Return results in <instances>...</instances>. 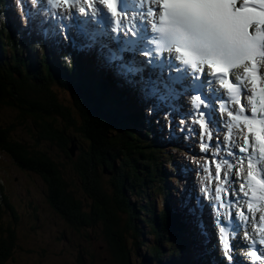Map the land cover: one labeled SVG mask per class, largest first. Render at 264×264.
I'll use <instances>...</instances> for the list:
<instances>
[{
    "label": "trees",
    "instance_id": "obj_1",
    "mask_svg": "<svg viewBox=\"0 0 264 264\" xmlns=\"http://www.w3.org/2000/svg\"><path fill=\"white\" fill-rule=\"evenodd\" d=\"M9 3L0 0V115H4L3 109L17 110L22 114L18 117L21 123L31 118L40 127L42 141H60L61 148L56 143L48 148L52 150L56 144L67 157L74 180H67L50 150L40 148V139L38 145L20 140L5 115L0 118V152L20 170L45 181L49 208L67 222L71 234L83 228L100 233L98 240L105 243L108 253L106 264H190L189 251L183 249L184 244H191L185 224L160 205V198L171 192L164 169L166 154L146 143L139 147L141 138L138 142L134 132L137 118L125 115L129 96L124 98V94L105 87L87 66L89 63H82L69 46H46L40 37L22 35L10 10L5 9ZM54 92L82 112L84 128L69 115L66 119L72 132L56 130L57 112L46 111L42 105L48 100L65 109ZM101 132L107 137L103 133L101 137ZM84 136H89L91 142L104 137L106 140L97 148L94 144L88 148L77 139ZM70 144L77 148L75 158L68 153ZM84 147L88 151H83ZM80 189L92 200L90 209L84 206L87 200L78 199ZM164 202L167 206L168 200ZM27 206L39 210L34 202ZM6 210L10 224L18 225L21 217L5 190L0 189V220ZM33 216L27 227L31 230L39 223L37 215ZM15 233L0 227V264L11 256ZM63 237L67 239L65 233ZM78 263L88 264L82 254Z\"/></svg>",
    "mask_w": 264,
    "mask_h": 264
},
{
    "label": "snow or ice",
    "instance_id": "obj_2",
    "mask_svg": "<svg viewBox=\"0 0 264 264\" xmlns=\"http://www.w3.org/2000/svg\"><path fill=\"white\" fill-rule=\"evenodd\" d=\"M77 2L51 0L54 7L63 5L66 11ZM86 3L90 17L98 18L111 42L108 59L115 63L110 66L129 84L139 86L150 97L166 99L161 95L163 88L194 101L195 113L189 108L181 123L195 114L199 130L188 131L200 137L201 151L215 148V157L223 146L226 157L232 158L231 162L227 158L212 159L215 179L227 184L232 169L237 168L231 182L240 181L239 187H217L216 193L225 192L231 204L249 198L250 192L252 201L264 202V168L259 167L264 161V0H139L136 10L130 9L126 0H98L99 7L96 0ZM85 11L79 8V12ZM217 80L230 93H240L229 97L237 110L219 109L227 111L234 122L229 129H239V144L231 141V131L227 144L219 137L212 141L213 130L224 123L216 108L223 97L208 95L205 89ZM245 161L248 171L246 178H241ZM253 208L249 203L248 212ZM239 217L247 221L244 209L236 217L237 226L243 230L247 225L240 224ZM260 219L264 221V217ZM220 232L224 256L220 264H229L235 259L231 255L233 245L226 230L221 228ZM244 236H249L247 231ZM257 243L264 244V236L252 241L254 261L264 259L257 253Z\"/></svg>",
    "mask_w": 264,
    "mask_h": 264
},
{
    "label": "rangeland",
    "instance_id": "obj_3",
    "mask_svg": "<svg viewBox=\"0 0 264 264\" xmlns=\"http://www.w3.org/2000/svg\"><path fill=\"white\" fill-rule=\"evenodd\" d=\"M57 94L58 93L54 92L53 95L58 103L66 110L58 108L54 102L52 103L48 100L42 104L46 111L57 112V116L54 118L56 130L62 132L65 131L67 134L72 132V130L69 129V123H67L66 119L69 115L71 120L76 124L82 125L84 128L85 123L82 122L85 121V118L83 117L82 112L76 108L73 102L67 104L64 98ZM16 111L17 110L3 109L1 112L6 116L7 123L14 125L20 140L25 141L30 145L37 143V140L41 137L37 125L31 119L21 123V121L18 120V117H22V114H20V112L18 114V111ZM4 115L1 114L0 118H3ZM102 133L103 136H106V133L101 132V137H103L101 135ZM106 137L100 140H95L94 142L90 141L89 136L77 139L78 141H82L84 146H87L88 148L93 144V148H97L98 145L101 146L105 142ZM53 143H56L61 148V143L60 141L57 142V140L44 142L41 139L39 145L43 150H50L49 153L59 164L62 165L59 169L67 180H74V177L69 172L68 161L61 154L58 146L55 144L52 150L48 148L53 145ZM87 147H84L83 151H88ZM70 148L73 149L72 144H70ZM0 189L5 190L9 203L12 205L15 212L21 217V221L18 222V225L13 223L10 224L9 219H11V216L6 210L0 220V227L10 228L14 232L16 231L15 235L17 237L14 248L11 250L9 249L11 256L3 264H79L78 260L81 254L85 260H87L88 264H106L108 262V253L106 251L105 243L98 240L99 237H101L100 233L98 235V233L91 232V229L83 228L80 232L76 231L71 234L72 228L67 225V222L59 218L58 215L49 208L50 205L45 196L47 186L43 179L36 174L21 172L19 168L14 166L12 160L9 157L4 156L1 152ZM110 191L112 193L113 189L109 190V192ZM78 194L79 195L76 193L78 199H81L82 201L87 200V203L84 202V206L85 208L90 209L89 206L91 205L92 200L86 197L85 191L80 189ZM131 201L134 202L135 200L131 199ZM30 202H34L35 205L39 207L38 212L28 208L27 204ZM34 214L37 215L39 223L35 230H31L27 227L28 224L32 222ZM64 233L66 234L67 239H64Z\"/></svg>",
    "mask_w": 264,
    "mask_h": 264
},
{
    "label": "bare ground",
    "instance_id": "obj_4",
    "mask_svg": "<svg viewBox=\"0 0 264 264\" xmlns=\"http://www.w3.org/2000/svg\"><path fill=\"white\" fill-rule=\"evenodd\" d=\"M42 1H48V2H50L51 3V0H42ZM98 0H96V2H97ZM86 3V2H85ZM52 4H50L49 6H51ZM84 5H86L87 7H88V5L87 4H84ZM97 6L99 7V4L97 3ZM80 7H84L83 6V4L78 0V2L75 4V6H74V9H76V11H78L79 12V8ZM137 9H138V7H137ZM79 13H81V12H79ZM79 13H78V15H79ZM73 14V13H72ZM81 16H84L83 18H81V17H79V16H76L79 20H81V19H91L92 17H90V15H89V10L88 9H86V11L85 12H83V13H81ZM75 17V16H74ZM76 17H75V19H76ZM95 18H97V17H95ZM84 21H86V20H82V22H84ZM92 21V20H91ZM19 52V51H18ZM17 52V53H18ZM173 79V78H172ZM215 92H213V93H211L212 95L214 94ZM189 97H188V102H189V105H191V104H194V101L193 100H191V101H189ZM218 107H219V109L221 108V104H220V101H218L217 102V104H216ZM217 115L220 117V119L224 122V123H222L221 124V126H220V128L219 129H214L213 130V134H216L217 136H219V137H221L222 139H224L227 143H228V134H226V130H228L229 129V127H225V122L226 121H228V117H227V115L224 113V112H221V111H217ZM192 120V119H191ZM1 125V124H0ZM199 125V124H198ZM192 126H194V127H196L197 126V124H196V122H193L192 121ZM224 129H226L225 131H224ZM232 141V140H231ZM233 142V141H232ZM233 143H235V142H233ZM219 153H221L220 151H219ZM220 161V160H219ZM243 171L246 173V171H247V167H246V165H244L243 166ZM243 171L241 172V176L243 177ZM230 176V175H229ZM231 180L232 179H229V183H227V184H219V185H213L214 186V188L216 189L217 187H221V188H223V189H231V186L230 185H234L232 182H231ZM222 185L224 186V187H222ZM199 187L201 188V189H204L203 188V184L201 183L200 185H199ZM207 193H208V195H209V197H210V199H212V200H215L214 199V196H213V194H211L210 192H208L207 191ZM219 194H224V192L222 191V192H220ZM242 204H243V202H242V200L239 202V203H237L236 205L237 206H242ZM207 209H208V206L206 207V212H207ZM213 212H214V210H211V214H213ZM211 214H210V216H211ZM235 214V213H234ZM256 225V224H255ZM256 231H257V229H256ZM238 264H241V263H238Z\"/></svg>",
    "mask_w": 264,
    "mask_h": 264
},
{
    "label": "water",
    "instance_id": "obj_5",
    "mask_svg": "<svg viewBox=\"0 0 264 264\" xmlns=\"http://www.w3.org/2000/svg\"><path fill=\"white\" fill-rule=\"evenodd\" d=\"M29 119H31V118H29ZM76 151H77V148H75V147L73 146V149L70 148L69 153H70V155H71L72 157H74Z\"/></svg>",
    "mask_w": 264,
    "mask_h": 264
}]
</instances>
